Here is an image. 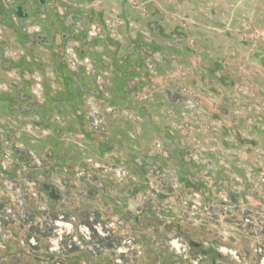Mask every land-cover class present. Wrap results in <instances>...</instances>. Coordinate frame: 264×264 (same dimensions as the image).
<instances>
[{
	"label": "rangeland",
	"instance_id": "obj_1",
	"mask_svg": "<svg viewBox=\"0 0 264 264\" xmlns=\"http://www.w3.org/2000/svg\"><path fill=\"white\" fill-rule=\"evenodd\" d=\"M1 203L0 264H264V0H0Z\"/></svg>",
	"mask_w": 264,
	"mask_h": 264
},
{
	"label": "flooded vegetation",
	"instance_id": "obj_2",
	"mask_svg": "<svg viewBox=\"0 0 264 264\" xmlns=\"http://www.w3.org/2000/svg\"><path fill=\"white\" fill-rule=\"evenodd\" d=\"M23 160H24V162H25L26 164H28V155H27V154H25V155L23 156ZM19 166H20V164H16L15 167H19ZM5 175H6L7 177H9V179H12V180H14V181L17 180V178H16V177H17L16 174H15V176H14V175L12 174V172L6 171V172H5ZM25 176H26V181H27V183H25L24 185H25V187H27V186H28V172L25 174ZM43 178H44L45 181H42V182H41V185H42V187L45 189V191L47 192L49 199H51V200H55V201H59L61 195H60V193H59V191H58V188H56V186L53 185L52 183L47 182V181L49 180V178H50V172H45V173H43ZM29 180H33V179H32V176H29ZM25 189L28 191V187L25 188ZM51 195H53L54 197H58V199H54V198H52ZM4 209H5V204H4V203H1V204H0V211L2 212Z\"/></svg>",
	"mask_w": 264,
	"mask_h": 264
},
{
	"label": "water",
	"instance_id": "obj_3",
	"mask_svg": "<svg viewBox=\"0 0 264 264\" xmlns=\"http://www.w3.org/2000/svg\"><path fill=\"white\" fill-rule=\"evenodd\" d=\"M15 13L21 18V19H26L27 18V14L24 12L23 8L22 7H18L16 10H15ZM52 198L54 199H58V197H54L53 195H51ZM192 247L196 248V249H199L201 248V244L197 243V242H191L190 243Z\"/></svg>",
	"mask_w": 264,
	"mask_h": 264
}]
</instances>
